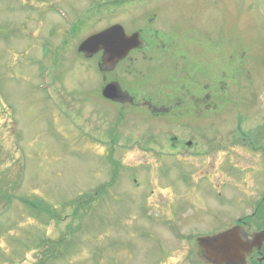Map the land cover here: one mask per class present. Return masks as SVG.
<instances>
[{
  "label": "rangeland",
  "instance_id": "rangeland-1",
  "mask_svg": "<svg viewBox=\"0 0 264 264\" xmlns=\"http://www.w3.org/2000/svg\"><path fill=\"white\" fill-rule=\"evenodd\" d=\"M117 1L0 0V264H143L136 235L147 220L142 208L150 191L140 205L131 191L138 192L135 178L154 170L159 152L174 154V138L177 155L189 163L181 166L185 180L169 182L195 185L198 176L209 203L195 204L208 203L229 224L245 200L264 195V17L251 15L254 1ZM115 24L127 35L141 30L152 48L130 53L132 68L127 60L104 74L99 55L84 60L77 47ZM185 26L199 28L195 46L181 32ZM164 32L182 36L178 47L193 55L212 49L204 42L213 36L239 33L236 65L241 74L248 67L246 80L244 74L231 80L237 73L228 45L221 61L205 68L195 59L199 71L178 67L183 79L169 86L157 75L180 60L164 64ZM112 81L125 93L120 99L117 90V99L129 96L123 102L130 104L102 99ZM116 172L113 191L122 198L106 189ZM15 186L38 195L23 208L20 191L11 215L7 197ZM96 192L98 199L87 202Z\"/></svg>",
  "mask_w": 264,
  "mask_h": 264
},
{
  "label": "flooded vegetation",
  "instance_id": "flooded-vegetation-1",
  "mask_svg": "<svg viewBox=\"0 0 264 264\" xmlns=\"http://www.w3.org/2000/svg\"><path fill=\"white\" fill-rule=\"evenodd\" d=\"M140 34L143 42L138 51L152 48L142 31ZM164 42L165 38L159 41L165 48ZM148 51L151 49L146 52ZM162 58L164 63L178 59L176 51L171 48ZM123 101H130V97ZM152 115L156 114L153 112ZM170 141L171 148L176 145L173 150H177V139ZM154 158L159 161L154 170L141 173L142 181L139 177V184H135L139 192V205L143 193L150 191L142 208L147 212L144 213L147 220L137 236L140 240L138 250L143 255L141 259L143 264H264V195L255 200L257 195L253 197L249 216L243 218L241 211L238 210L235 219L227 224L225 216L210 213L208 203L204 204L208 202L207 190L204 187H196L198 179L195 180V185L185 181L169 182L171 179L185 180L186 173L178 171L182 165L189 163L185 156ZM161 159L164 161L161 162ZM172 162L179 164V167L172 165ZM152 174H157L158 178L150 177ZM125 179L127 180V177ZM184 187L187 188L183 189ZM183 200L188 202V205L178 204ZM196 201L206 202L195 204ZM227 232H233V235L228 236L225 245H213L216 252H210V247L201 245L200 239L215 238Z\"/></svg>",
  "mask_w": 264,
  "mask_h": 264
},
{
  "label": "bare ground",
  "instance_id": "bare-ground-1",
  "mask_svg": "<svg viewBox=\"0 0 264 264\" xmlns=\"http://www.w3.org/2000/svg\"><path fill=\"white\" fill-rule=\"evenodd\" d=\"M247 1H249V0H247ZM249 7H250V10H249ZM248 10L250 12H252L251 13L252 16L257 17L260 20L264 17V14L261 13L257 9L256 3H254V2H248ZM250 12L248 13V15L250 14ZM246 20H245V22H246ZM248 20L250 21V19H248ZM209 28H210V26H206L205 32H207V34H211L209 32ZM198 30H199V28L197 30L193 31L190 28H188L187 26H185L184 30H181V32L182 33L185 32V36L186 37H190L193 46H195V44L193 43V40H195V38L197 36V32H195V31H198ZM164 33H165L164 36H167V38H165L166 42H164L165 47L167 46V48H171V49L175 50L177 56H179L178 58L181 60L180 63H183L185 65H190L191 64L190 67H195L196 71H199L198 70L199 69V65H200V67H204L205 68V67L208 66V63H210V62H213L215 60L216 61H221V57H220L221 56V52L228 45L233 44L236 47H241V42L239 40L240 39L239 33L238 34L234 33L233 35L230 34V35H226V36L225 35H223V36L219 35L218 37H214L213 36L212 37L213 41L211 39V43H209L207 40H205V42H204V45L210 44L212 49L209 48V51L200 52L199 55L193 57V54L184 53L183 49L178 47L179 43L181 41V38H179V37H177V36H175V35H173V34H171L169 32H164ZM193 36H194V38H193ZM211 44H213V45H211ZM205 47L208 48L209 46L207 47V45H206ZM243 51L246 52L245 49H243ZM217 55H218L217 59L210 58V57H215ZM195 59H197V62L199 61V63H198L199 65H197V66L194 65L196 63ZM202 60H203V64H201ZM134 62L135 61L131 60V62L129 63V64H131V68H132V64ZM164 64L166 65V63H164ZM135 68H136V65H135ZM140 68H143V67H140ZM246 68L245 69L248 70V67H246ZM142 70L143 69H141V71ZM246 70L243 71V74L245 75V77H244L245 80L247 78L246 75H248V74H246ZM235 71H236L237 75L231 76V80H234V79L237 78L236 81H233L234 83H237L239 80H241V78H243L244 75L241 74V72L238 71V69L234 70V73H235ZM139 73H140V70H139ZM160 75H161V78H162L164 83H168V82H170L173 79H177V80L183 79V78H180V75H182V73L180 72L178 67H170V71L169 72L160 73ZM185 75H187V74H185ZM187 76H189V75H187Z\"/></svg>",
  "mask_w": 264,
  "mask_h": 264
},
{
  "label": "water",
  "instance_id": "water-1",
  "mask_svg": "<svg viewBox=\"0 0 264 264\" xmlns=\"http://www.w3.org/2000/svg\"><path fill=\"white\" fill-rule=\"evenodd\" d=\"M139 44L140 41L137 34L127 37L123 29L115 25L87 38L80 44L78 51L92 56L102 49L103 53L108 56L106 64L111 66ZM115 92H117L116 86L109 84L103 89V96L114 100L117 98Z\"/></svg>",
  "mask_w": 264,
  "mask_h": 264
}]
</instances>
